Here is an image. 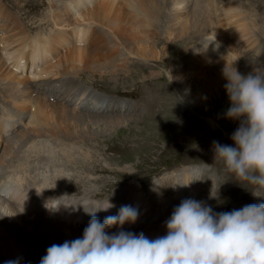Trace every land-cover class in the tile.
I'll return each mask as SVG.
<instances>
[{"label":"rangeland","instance_id":"rangeland-1","mask_svg":"<svg viewBox=\"0 0 264 264\" xmlns=\"http://www.w3.org/2000/svg\"><path fill=\"white\" fill-rule=\"evenodd\" d=\"M1 2L28 36L41 37L54 28L50 11L68 0ZM72 9L61 20L71 24L88 15L115 38L88 45L72 37L52 60L38 57L33 64L25 56L21 73L29 71L25 60L31 72L19 83L3 76L0 56V161L12 177L86 219L107 200L114 206L96 217L116 215L115 205L138 209L135 222L105 229L109 235L164 236L166 221L185 199L213 213L264 203V189L226 172L213 152V142L234 146L230 137L239 126L225 118L230 103L224 68L233 66L242 76L264 74V0H82ZM181 30L192 33L181 41ZM82 48L89 51L79 61ZM40 68L50 80H74L96 105L87 110L50 96L35 100L39 79L32 74ZM7 82L14 89L10 95ZM15 99L28 104L20 111ZM97 106L109 109L96 112ZM16 206L0 212V264H39L48 247L81 238L88 225L85 220V227L77 226L79 216L64 229L54 214L35 209L17 217Z\"/></svg>","mask_w":264,"mask_h":264},{"label":"clouds","instance_id":"clouds-1","mask_svg":"<svg viewBox=\"0 0 264 264\" xmlns=\"http://www.w3.org/2000/svg\"><path fill=\"white\" fill-rule=\"evenodd\" d=\"M223 75L230 103L225 118L239 126L230 137L234 146L213 142L214 159L238 180L264 189V74L242 76L232 66ZM113 206L107 200L89 212L82 237L51 245L39 264H264V203L213 213L185 199L166 221V235L156 239L124 231L109 235L105 229L133 223L139 215L130 205L103 222L94 214Z\"/></svg>","mask_w":264,"mask_h":264},{"label":"bare ground","instance_id":"bare-ground-1","mask_svg":"<svg viewBox=\"0 0 264 264\" xmlns=\"http://www.w3.org/2000/svg\"><path fill=\"white\" fill-rule=\"evenodd\" d=\"M78 1H80L81 3L82 0H68L67 5H65L62 9L56 10V12L50 11V19L52 20L51 22L54 28H51L48 35L41 37H30L28 36V33H26L25 27L20 22L18 16H15L13 13H11L8 10L7 6L0 0V18H3V20H0V56L5 60L6 63V67L4 66V70L1 71L3 72L4 77H9L10 74V76L12 75L16 80L15 83L19 80L21 81L23 77L29 75V73L31 72L30 63L25 60L26 67H28L27 69H29V71L26 73V75L24 73H21L22 71H24V68L21 65V60L24 59L25 56L33 61L32 64L38 60V57H46L47 60H52V53L57 54L59 52H62L66 47V43L69 41V39H72V37H76L73 43L82 40L81 44L90 43L88 45L99 44L101 40L106 37V35L111 39L115 38L114 32H110L108 30L104 31L103 28H98L94 25V23L91 22V18H89L88 15H86V17H83L81 19L82 21H75L71 24L61 20L63 18H60V14L62 16H65V14L69 13L72 8L77 9V7L80 6V3H78ZM95 27H97V29H95ZM181 33L183 34L180 39L182 41L187 35L190 36L192 31L188 32L187 30H181ZM27 40L31 41L27 43ZM250 43H252L251 40ZM135 45L137 44L135 43ZM88 51V49L84 48L78 49L76 52L78 54V60H82L84 53ZM24 52H26L25 55ZM67 55V53H64L61 58L66 59ZM240 58H237V60ZM1 60L2 59H0V68L3 67V63ZM43 71L44 70L40 68L32 74V76L37 78V80L39 79L36 83L38 90L36 91L35 100L50 96L51 98L58 99L59 101L69 102V104H71L73 107H78L79 105V107L86 108L87 110L89 108L93 109V106L96 105L97 100L93 99L94 95H92L90 92H87L85 89L78 88V85L74 80L67 79L63 81V79H61L60 82H57L56 80H50L47 76H45ZM181 78L183 81H186V79L189 78L188 73L182 74ZM64 84L69 85V87L67 86L69 90H64L62 94L60 93L59 95L53 94L55 92V88L57 90L58 87H61ZM8 85L9 87L7 86L8 88L6 87L7 89H5L9 91L7 92L9 94L10 90L14 89L11 87L12 84L8 83ZM13 92L17 93V91ZM17 99H20V97H18ZM84 102H86V104H84ZM87 102H89V105ZM16 104L17 109L21 111L27 106L28 103L18 101ZM118 106H116L115 108H117ZM108 109L109 108L105 106H97L94 111L98 112ZM5 115L4 117L2 116L5 119H8L9 116H12V114ZM2 117L1 121L5 120ZM7 131L8 130L2 133H7ZM0 137H2L1 133ZM2 162L0 163V212L8 213L11 211V204H16V209L18 210V212L15 213V216L17 217L29 215L28 209H35L54 214L58 219V222H62L61 226L64 229H68L69 227H72L75 222H78L76 221V218L81 216L82 213H79L78 210L70 208L68 204L57 205V202L55 201L44 199L45 196H42L43 191L38 188H24L23 182L19 181L17 178L12 177V173L8 168V165L6 163L2 164ZM115 208V211L119 210L117 205H115ZM113 214L115 213L113 212ZM108 216H110V214H108ZM34 217L40 218V216L38 215H34ZM91 217L92 215L89 219H86L85 215L81 216V218L79 219L80 224H77V226H81L82 228L85 227L83 223L85 222V220L89 222ZM97 218L101 222H103L105 219V217H103V215L100 213L97 215ZM126 225L127 222H125L122 226H118L119 230H122V228ZM8 245L9 247L13 246V244L10 243H8ZM32 247L34 248V246ZM25 257L26 254H24V257L22 256V259H24Z\"/></svg>","mask_w":264,"mask_h":264}]
</instances>
